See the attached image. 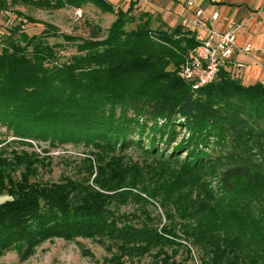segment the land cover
<instances>
[{
	"label": "trees",
	"instance_id": "1",
	"mask_svg": "<svg viewBox=\"0 0 264 264\" xmlns=\"http://www.w3.org/2000/svg\"><path fill=\"white\" fill-rule=\"evenodd\" d=\"M47 2L114 19L103 39L91 29L69 62L57 63V46L41 39L49 34L3 41L0 126L16 138L82 144L91 156L83 174L41 183L4 175L30 168L35 153L0 149V258L80 238L102 244L108 264H264V84L244 86L221 69L193 90L178 72L199 43L194 31L152 29L131 2L125 11L106 0ZM8 6L0 0V12ZM130 148L140 162L122 155ZM131 204L136 211L120 212Z\"/></svg>",
	"mask_w": 264,
	"mask_h": 264
},
{
	"label": "rangeland",
	"instance_id": "2",
	"mask_svg": "<svg viewBox=\"0 0 264 264\" xmlns=\"http://www.w3.org/2000/svg\"><path fill=\"white\" fill-rule=\"evenodd\" d=\"M25 1L22 0V2L19 1L11 5V0H5L9 6L5 11L0 12V53L4 46L3 41L7 40L8 37H12L13 40L24 46L25 44L20 37L21 32L25 33L27 37L49 34V36L47 35V37L41 39L45 40L48 45L57 46L55 48L56 55L59 58L57 63L69 62L73 56L81 55L82 52L78 51L77 45L89 38L91 29L98 28L103 39L106 30L114 19L113 15L103 14L88 4L83 5L81 8L51 9L45 7L41 2L48 1V4H53L54 0H32L38 2L34 6ZM77 9L81 12L79 16L75 14ZM134 24L128 25L126 29H133ZM184 135L187 136L186 132L182 131L176 142ZM18 141L27 142L31 147L16 144ZM2 148L6 150L4 155L8 157H11V151L17 154L35 153L34 157H37V161L32 162L30 168L26 167L24 163L22 167L6 170L4 173L6 177L17 181L20 180L21 176L28 175L32 181L41 183L57 182L62 176L74 178L83 174L84 159L91 154V149L82 144L67 143L54 146L50 145L49 140L36 142L16 138L11 131H7L0 126V149ZM139 152L134 148H130L122 155L138 163L142 159ZM164 152L168 154L169 150ZM180 156L183 157L184 153H180ZM148 162L150 161L148 160L147 164H149ZM6 185V180L0 178V191ZM7 199L6 192L2 190L0 192V203ZM134 207L132 204L123 206L120 208V212L136 211ZM152 214L155 215V211H152ZM105 258H109V254L99 242L80 238L74 241L53 239L37 247L35 252L25 260H21L15 250H11L0 258V264H108ZM177 259L181 258L177 257ZM149 263L150 259L144 257L132 262L127 261L125 264ZM186 264L191 263L187 262ZM192 264H199L198 260L195 258Z\"/></svg>",
	"mask_w": 264,
	"mask_h": 264
},
{
	"label": "crops",
	"instance_id": "3",
	"mask_svg": "<svg viewBox=\"0 0 264 264\" xmlns=\"http://www.w3.org/2000/svg\"><path fill=\"white\" fill-rule=\"evenodd\" d=\"M115 9L126 10L133 4L131 14L135 17L146 14L151 28L180 26L182 19H192L193 10L186 6L187 0H106ZM200 8L201 18L212 29L218 32L227 30L229 25H239L236 33V45H250L252 50L246 54L237 53L227 67L230 74L235 75L244 86L264 83V0H193ZM217 14L211 20L212 14ZM193 31V30H192ZM198 39L204 36L203 31H194ZM244 64L237 69L233 63Z\"/></svg>",
	"mask_w": 264,
	"mask_h": 264
},
{
	"label": "built area",
	"instance_id": "4",
	"mask_svg": "<svg viewBox=\"0 0 264 264\" xmlns=\"http://www.w3.org/2000/svg\"><path fill=\"white\" fill-rule=\"evenodd\" d=\"M186 6L192 8L193 18L182 19L180 26L193 31H203L204 36L198 38V45L188 53V56L181 65L178 75L181 80L191 85L193 90H197L211 83L221 69L228 71L231 59L237 53L246 54L252 50L250 45L238 47L236 45V33L239 25H229L227 30L218 32L212 29L201 18V10L196 7L193 0H187ZM80 10L75 11L80 15ZM217 14H212L211 20H215ZM264 56V49H260ZM237 69H242L244 64L233 63Z\"/></svg>",
	"mask_w": 264,
	"mask_h": 264
}]
</instances>
